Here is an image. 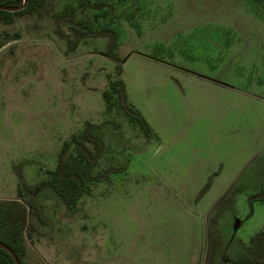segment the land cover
Returning <instances> with one entry per match:
<instances>
[{
  "label": "rangeland",
  "instance_id": "rangeland-1",
  "mask_svg": "<svg viewBox=\"0 0 264 264\" xmlns=\"http://www.w3.org/2000/svg\"><path fill=\"white\" fill-rule=\"evenodd\" d=\"M61 28L113 27L73 51ZM121 78L148 139L103 91ZM86 121L106 151L75 207L49 185L64 140ZM207 189L202 192L204 187ZM18 188L27 264H245L264 238V0H45L0 24V205ZM255 259L251 264H255Z\"/></svg>",
  "mask_w": 264,
  "mask_h": 264
},
{
  "label": "trees",
  "instance_id": "trees-1",
  "mask_svg": "<svg viewBox=\"0 0 264 264\" xmlns=\"http://www.w3.org/2000/svg\"><path fill=\"white\" fill-rule=\"evenodd\" d=\"M45 0H27L24 7L20 6L24 0H0V24L10 23L14 17L32 15L38 11ZM12 8H18L12 10ZM67 15L66 11L55 14V31L66 41L70 51L75 50L79 42L87 37L105 36L108 38L106 50L108 56L114 60L116 65V75L122 72L120 58L115 52L118 45V33L111 26L98 29H87L86 27H76L72 35L67 34L61 28L60 20ZM109 86L102 93L108 107L111 106L115 97L119 108L125 116L135 122L148 138H152L155 132L150 123L128 100L126 85L121 78H111L109 75ZM107 121L100 124L86 121L81 134H72L63 141L57 155V163L54 170L50 171L49 184L52 189L61 197L63 202L69 207H75L81 196L87 189L89 182H100L107 180L112 172L124 170V166L110 165L99 173L95 174L100 159L106 151L104 139L96 133L95 129L103 126ZM207 189L204 187L202 192ZM20 201L13 204L0 205V241L10 246L18 256L21 264H27L25 259V227L29 214H35L42 222H45L43 209L34 201L29 194H22L19 191ZM264 201V196H260ZM0 264H15L12 256L3 248H0Z\"/></svg>",
  "mask_w": 264,
  "mask_h": 264
},
{
  "label": "flooded vegetation",
  "instance_id": "flooded-vegetation-1",
  "mask_svg": "<svg viewBox=\"0 0 264 264\" xmlns=\"http://www.w3.org/2000/svg\"><path fill=\"white\" fill-rule=\"evenodd\" d=\"M63 30V29H62ZM64 31V30H63ZM56 32V31H55ZM57 34V33H56ZM58 35V34H57ZM59 36V35H58ZM60 37V36H59ZM98 37H105V36H98ZM61 38V37H60ZM85 39V38H84ZM83 40V39H82ZM80 43V42H79ZM107 43V42H106ZM79 45V44H78ZM77 45V46H78ZM76 46V48H77ZM75 48V49H76ZM108 55V54H107ZM110 80V79H109ZM124 81V80H123ZM156 134V133H155ZM154 134V135H155ZM151 139V138H150ZM56 167V166H55ZM55 169V168H54ZM51 177V176H50ZM50 185V184H49ZM51 187V186H50ZM52 189V187H51ZM53 190V189H52ZM19 191H21L22 194H29L33 199L34 201L35 198L34 196L31 194V193H28V192H24L21 188H18V194H19ZM54 191V190H53ZM55 192V191H54ZM56 193V192H55ZM57 194V193H56ZM58 195V194H57ZM20 201V195H19V200ZM17 201V202H18ZM40 206L41 208L43 209V216L45 218V215H44V207L41 203H39L38 201H36ZM16 203V202H14ZM78 203V202H77ZM5 204V203H3ZM7 204H13V203H7ZM77 205V204H76ZM35 215V214H34ZM37 216V215H36ZM38 217V216H37ZM40 220V219H39ZM42 222V220H40ZM45 222H46V218H45ZM45 222H42V223H45ZM247 253H248V259L246 260L245 264H251V260L255 259V264H264V238H252L251 239V243L250 245L247 247Z\"/></svg>",
  "mask_w": 264,
  "mask_h": 264
},
{
  "label": "water",
  "instance_id": "water-1",
  "mask_svg": "<svg viewBox=\"0 0 264 264\" xmlns=\"http://www.w3.org/2000/svg\"><path fill=\"white\" fill-rule=\"evenodd\" d=\"M26 1L27 0H24L23 4L20 6V8L24 7ZM15 9H18V8H12V10H15ZM0 248L5 249L12 256L15 264H21L18 256L16 255V253L14 252V250L10 246H8V245H6V244H4L3 242L0 241Z\"/></svg>",
  "mask_w": 264,
  "mask_h": 264
}]
</instances>
